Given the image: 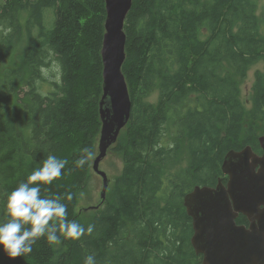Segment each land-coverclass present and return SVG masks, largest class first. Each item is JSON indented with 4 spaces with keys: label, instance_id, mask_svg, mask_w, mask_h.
I'll list each match as a JSON object with an SVG mask.
<instances>
[{
    "label": "trees",
    "instance_id": "1",
    "mask_svg": "<svg viewBox=\"0 0 264 264\" xmlns=\"http://www.w3.org/2000/svg\"><path fill=\"white\" fill-rule=\"evenodd\" d=\"M106 17V0H0V222L8 218V193L53 154L68 163L60 178L40 182L42 196L59 197L67 219L92 226L78 240L43 237L24 257L0 249V264H84L89 254L97 264H199L185 195L226 182L229 150L262 152L264 69L255 73L250 110L239 82L264 60V0H133L123 66L133 108L112 149L123 169L105 202L82 220L79 200L90 192L102 126ZM53 61L61 78L49 82L43 70ZM84 147L93 157L78 168ZM184 153L189 164L176 170ZM237 222L249 223L243 214Z\"/></svg>",
    "mask_w": 264,
    "mask_h": 264
},
{
    "label": "water",
    "instance_id": "2",
    "mask_svg": "<svg viewBox=\"0 0 264 264\" xmlns=\"http://www.w3.org/2000/svg\"><path fill=\"white\" fill-rule=\"evenodd\" d=\"M132 5L133 0H106L99 102L102 126L93 160V170L102 177L103 186L99 202L85 210L99 209L107 199L111 179L101 162L131 118L133 102L123 66L127 57L125 19ZM259 141L261 154L250 145L227 152L222 164L226 182L220 177L214 187L197 185L184 197L193 224L191 243L203 255L199 264H264V135ZM241 214L249 224L237 222Z\"/></svg>",
    "mask_w": 264,
    "mask_h": 264
},
{
    "label": "clouds",
    "instance_id": "3",
    "mask_svg": "<svg viewBox=\"0 0 264 264\" xmlns=\"http://www.w3.org/2000/svg\"><path fill=\"white\" fill-rule=\"evenodd\" d=\"M92 157V150L84 147L74 164L83 168ZM67 163L66 158L47 155L41 166L34 169L26 181L19 183L8 193V218L0 222V249L9 258L31 254L33 245L43 237H46L50 244L59 242L58 232L64 238L78 240L86 231H92L91 225L85 229L77 221L67 219V205L62 203L59 197L49 198L41 194L40 182L51 184L60 178ZM67 199H72L71 194H68ZM84 264H97L95 255H87Z\"/></svg>",
    "mask_w": 264,
    "mask_h": 264
},
{
    "label": "rangeland",
    "instance_id": "4",
    "mask_svg": "<svg viewBox=\"0 0 264 264\" xmlns=\"http://www.w3.org/2000/svg\"><path fill=\"white\" fill-rule=\"evenodd\" d=\"M258 8V15L261 14L262 2L259 3ZM53 12H48L47 18L48 21L51 22L53 19ZM28 16V11L22 10L21 11V20L24 22ZM229 65L226 63V68L229 69ZM264 69V60H260L253 64L249 70L247 71V75L245 78H240L239 87H240V98L242 103L244 104L247 110H250L252 107V103H250V98L252 94L253 83L255 79V73L257 70ZM43 75L49 80V82L58 81L61 78V66L57 61H53L49 68L43 70ZM52 89V86L49 83H45L43 85V92L47 93ZM159 97V92L157 90L153 91L149 96L148 100L152 102H157ZM189 154L184 153L179 163L176 165V170L184 169L189 164ZM101 168L105 170L111 179L110 188H112L114 184V178L117 177L123 169V159L122 156L113 150L109 152V154L102 160ZM103 186L102 177L92 172V179L90 185V192L89 194L84 193L79 200L78 205V212L83 211L84 213L81 214L82 220H87L91 217L92 213L91 210H85V207L95 205L100 200V190ZM110 188L108 192L110 191Z\"/></svg>",
    "mask_w": 264,
    "mask_h": 264
},
{
    "label": "bare ground",
    "instance_id": "5",
    "mask_svg": "<svg viewBox=\"0 0 264 264\" xmlns=\"http://www.w3.org/2000/svg\"><path fill=\"white\" fill-rule=\"evenodd\" d=\"M200 6V5H199ZM205 96V95H204ZM138 113V112H137ZM158 129V128H157Z\"/></svg>",
    "mask_w": 264,
    "mask_h": 264
},
{
    "label": "flooded vegetation",
    "instance_id": "6",
    "mask_svg": "<svg viewBox=\"0 0 264 264\" xmlns=\"http://www.w3.org/2000/svg\"><path fill=\"white\" fill-rule=\"evenodd\" d=\"M261 153H262V152H261ZM261 153H260V154H261ZM248 224H249V223H248Z\"/></svg>",
    "mask_w": 264,
    "mask_h": 264
}]
</instances>
